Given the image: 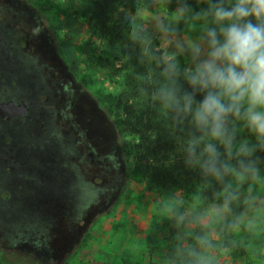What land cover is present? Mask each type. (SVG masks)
Masks as SVG:
<instances>
[{
  "label": "rangeland",
  "instance_id": "374dc122",
  "mask_svg": "<svg viewBox=\"0 0 264 264\" xmlns=\"http://www.w3.org/2000/svg\"><path fill=\"white\" fill-rule=\"evenodd\" d=\"M0 6L6 21H15L22 35L37 37L55 64L63 66L69 90L58 109L64 104L69 118L58 119L54 127L61 134L74 127L70 141L80 137L92 143L82 149L86 156L80 175L90 198L53 204L49 211L37 207L12 216L0 214V256L18 264H168L177 244L195 247L201 230L177 228L168 212L177 202L181 210L204 212L220 201L207 204L197 192L189 199L180 189L148 185L141 173L146 162L136 148L139 140L127 130L117 107L124 66L88 22V0H0ZM91 151L99 161H92ZM259 155L264 160V154ZM251 187L264 199V185ZM3 207L0 204V212ZM241 207L237 216L245 213ZM223 223L213 220L206 230L210 244L219 241ZM241 225L253 231L250 254L234 257L216 246L198 249L208 264H264V212L247 213Z\"/></svg>",
  "mask_w": 264,
  "mask_h": 264
},
{
  "label": "clouds",
  "instance_id": "9594fccd",
  "mask_svg": "<svg viewBox=\"0 0 264 264\" xmlns=\"http://www.w3.org/2000/svg\"><path fill=\"white\" fill-rule=\"evenodd\" d=\"M170 2L137 0L123 30L146 69L136 78L139 99L171 117L174 132L187 125L179 141L185 165L199 170L203 186L221 187L211 209L181 210L177 202L167 215L177 228L202 233L195 247L177 244L168 264H208L198 249L211 247L206 230L213 220L225 221L233 205L245 213L228 228L264 212L251 187L264 185V0H198V10L190 0H175L169 10Z\"/></svg>",
  "mask_w": 264,
  "mask_h": 264
},
{
  "label": "flooded vegetation",
  "instance_id": "af4514ba",
  "mask_svg": "<svg viewBox=\"0 0 264 264\" xmlns=\"http://www.w3.org/2000/svg\"><path fill=\"white\" fill-rule=\"evenodd\" d=\"M1 9L0 214L81 203L91 196L80 177L86 156L82 149L92 143L80 137L70 141L74 127L61 134L53 125L69 118L64 104L58 109L69 90L63 66L55 64L37 37L22 35L15 21H6ZM89 155L99 161L93 160L94 152Z\"/></svg>",
  "mask_w": 264,
  "mask_h": 264
},
{
  "label": "trees",
  "instance_id": "16d2710c",
  "mask_svg": "<svg viewBox=\"0 0 264 264\" xmlns=\"http://www.w3.org/2000/svg\"><path fill=\"white\" fill-rule=\"evenodd\" d=\"M136 2L137 0H88L86 17L88 22L99 31L101 42L106 44L114 59L121 61L123 56L129 58L123 63L124 71L121 74L123 85L122 92L118 95L117 107L122 110L127 130L139 140L136 148L142 151V158L146 162L141 173L152 189L177 188L187 193L189 199H192L189 195L191 192H197L207 204L219 202L217 193L221 190L220 185L203 186L199 170L185 165L179 141L187 135V125L182 131L177 129L174 132L171 117L161 115L150 102H141L139 99L136 78L144 74L146 69L138 62V46L127 39L123 30L125 19L134 11L133 5ZM190 3L198 10V0H190ZM174 7L175 0H171L169 10ZM183 86L185 90L191 91L186 84ZM200 99L202 96L198 94L197 100ZM241 135L247 136V133ZM241 209V205L232 206L231 213L221 226L219 241L211 244L213 247L226 249L234 257L249 255L252 244L253 231L247 225L240 223L238 226L241 228L240 234L238 227H226ZM3 256H0L3 264H18L16 261L6 263L7 259Z\"/></svg>",
  "mask_w": 264,
  "mask_h": 264
}]
</instances>
